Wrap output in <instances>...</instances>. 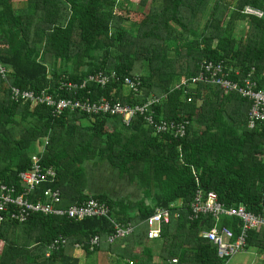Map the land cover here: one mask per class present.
I'll list each match as a JSON object with an SVG mask.
<instances>
[{
    "label": "trees",
    "instance_id": "1",
    "mask_svg": "<svg viewBox=\"0 0 264 264\" xmlns=\"http://www.w3.org/2000/svg\"><path fill=\"white\" fill-rule=\"evenodd\" d=\"M247 8L264 13V0H0V61L10 76V84L0 80V182L22 190L19 175L38 154L57 178L38 185L32 201L43 200L52 187L61 192L64 209L89 199L105 202L110 219L141 225L132 247L147 239L144 222L158 210H172L173 221L156 241L158 247L141 253L145 264L155 263L156 252L155 264H174L173 259L176 264H224L201 236L213 220L189 219L196 177L225 208L244 206L264 216V125L247 128L249 104L236 92L198 84L186 94L175 86L195 76L202 62L213 61L223 63L230 78L254 68L253 78L264 88V16H248ZM99 71L141 77L142 93H125L114 82L91 85L90 94L79 90L76 96L62 89ZM11 86L123 105L166 94L154 122L185 123L186 135L156 136L140 117L125 127L121 118H92L80 111L55 116L45 105L11 101ZM90 164H106L141 196L114 199L108 192H89ZM220 224L240 233L235 217ZM112 233L107 219L75 223L33 214L25 223L9 221L0 228V264H56L67 249L51 257L45 250L59 236L91 253V240ZM249 248L262 255L258 264H264V229L250 232Z\"/></svg>",
    "mask_w": 264,
    "mask_h": 264
},
{
    "label": "built area",
    "instance_id": "2",
    "mask_svg": "<svg viewBox=\"0 0 264 264\" xmlns=\"http://www.w3.org/2000/svg\"><path fill=\"white\" fill-rule=\"evenodd\" d=\"M245 14L248 16L263 17L262 11H255L247 8ZM253 68L248 74L242 76L236 72L237 78H230L231 71H227L223 63L204 61L199 65L198 73L191 78H184L175 89L184 90L186 94L189 89L198 84H208L219 87L225 92H236L249 104L247 113V128L254 129L258 125H264V88L260 89L258 81L253 78L255 73ZM9 68L0 61V80L9 83ZM122 84L126 89L134 94L142 93V80L139 76L120 75L117 72L106 73L99 71L91 74L79 83H64L62 89L73 92L76 96L79 90L87 91L91 85L97 84L106 87L110 83ZM10 84V83H9ZM166 94L153 96L141 105H123L121 102L101 99L91 101L90 98L66 99L57 98L50 89L41 91L23 90L16 86L10 88V98L16 104L32 103L33 105H45L52 109L55 116L63 115L66 111H80L89 117H118L123 125L129 127L136 118H143L146 125L153 127L156 136L168 135L174 138H184L186 135L185 123L176 124L174 122H161L155 124V108L166 99ZM191 100H189V103ZM49 144V142H47ZM43 157L35 154L32 156L31 166L28 170L20 173L19 179L22 190L17 186L0 182V228L9 221L25 223L33 214L45 217L63 218L75 223H80L88 219H107L113 233L101 237L96 236L89 244L90 252H95L103 244L113 246L118 242H125L134 237L141 227L135 223H117L109 218L110 209L105 202L89 199L78 206L62 208V194L58 189L48 187L42 194L43 200L32 201L31 196L38 185L53 184L57 178V172L52 167L42 164ZM198 188L193 201L189 205L190 221H197L201 218H211L212 226L205 229L201 236L207 239L217 249L218 257L224 264H230L233 256L247 249V241L251 231L264 229V216L249 213L244 206L238 208H225L219 201L218 195L214 191H205L199 186V179L196 177ZM235 217L240 221V233L235 234L233 229L221 225L222 219ZM173 221L172 210H158L143 225L149 229L147 240L160 241L163 238V230L171 225ZM71 240L64 236H59L47 245L46 257H51L52 253L67 247ZM77 248H83L81 244L75 243ZM172 263H178L173 259Z\"/></svg>",
    "mask_w": 264,
    "mask_h": 264
},
{
    "label": "crops",
    "instance_id": "3",
    "mask_svg": "<svg viewBox=\"0 0 264 264\" xmlns=\"http://www.w3.org/2000/svg\"><path fill=\"white\" fill-rule=\"evenodd\" d=\"M96 178L92 179V177H90L89 175L88 177L89 192L105 193L106 191L99 190V188L96 187L95 184ZM99 179L100 178H98V180ZM123 179L127 180L125 177ZM134 186L130 184V188L131 189L134 188L139 196H135L134 194L132 195L135 199H138L141 195ZM109 194L111 195V193ZM115 195L116 196L114 197L111 195V197L116 199V198H124L126 196V194H120V193ZM130 240L131 239L125 242H118L113 246H108L106 244H103L102 247L94 253L92 252L87 253L83 248H77L75 245L70 244L68 247H65L67 249L66 253H63L60 255V257H58L59 259L56 264H90L89 262L94 261L96 258L97 259L94 264H145V261H147V257L142 258V256H140L143 250L145 248L158 247L156 245L158 242L149 241L147 239H145L141 245L132 247L130 244ZM96 253L97 256H94ZM155 257H156V261H155L156 263L159 261L160 252H156Z\"/></svg>",
    "mask_w": 264,
    "mask_h": 264
},
{
    "label": "rangeland",
    "instance_id": "4",
    "mask_svg": "<svg viewBox=\"0 0 264 264\" xmlns=\"http://www.w3.org/2000/svg\"><path fill=\"white\" fill-rule=\"evenodd\" d=\"M237 37L240 38L239 35H237ZM124 91L125 93H128L129 90L125 88ZM88 174L90 175V177H92V179H95L97 177L95 184L96 187L99 188V190L111 193L113 197L116 196L115 194L120 193L126 194L125 197H129L132 200H137L133 197L132 194H134L135 196H139L136 193L135 189L130 188V184L127 180L120 179L118 173L116 171L111 170L106 164L100 165L99 167H94L93 164H90L88 166ZM98 178L100 179L98 180ZM22 228L23 227H20V229ZM22 242L23 240H21L20 244H22ZM94 256H97V253ZM261 258L262 255L257 250L249 248L233 256L230 261V264H258L261 261ZM96 259L94 261H90L89 263L94 264L96 262ZM18 264L22 263L18 262Z\"/></svg>",
    "mask_w": 264,
    "mask_h": 264
}]
</instances>
